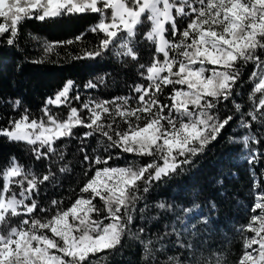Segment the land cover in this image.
I'll return each instance as SVG.
<instances>
[{"label": "snow or ice", "instance_id": "snow-or-ice-1", "mask_svg": "<svg viewBox=\"0 0 264 264\" xmlns=\"http://www.w3.org/2000/svg\"><path fill=\"white\" fill-rule=\"evenodd\" d=\"M85 13L99 14L98 23L87 31L103 35L97 45L76 59H96L114 52L118 57L138 60L133 44L140 41L134 38L147 21L150 29L144 40L155 45V53H162L163 60L153 55L149 65L139 64L138 74L147 84L129 85L134 97L84 102L82 108L89 113L86 117L71 107L68 119L59 121L48 107L80 100L79 91L75 97L70 96L76 86L69 80L46 101V121L33 118L25 107L19 118H11L7 127H0V136L12 143L24 142L35 161L47 162V171L42 175L26 168L15 156L0 168V264H103L110 252L123 247L125 237L142 246L147 264H157L158 254L166 253L169 244L180 251L167 255L163 264H194L193 244L181 237L189 230L197 235L196 225L177 217L180 227L174 224L168 231L165 226L163 234L153 239L145 225L136 223L137 219H148V204L141 203L155 185L185 171L184 166L194 163L234 122L246 134L242 138L229 137V143L242 139L254 178V203L247 225V231L254 235L244 237L238 264H264V187L256 174V166L264 160L260 148L264 143V0H0V18L10 21L0 23V38L9 34L5 43L13 46L20 26L28 19L46 22ZM184 18L187 26L181 30L179 21ZM168 33L172 40L166 38ZM52 50V45L45 49ZM249 64L252 71L248 82L253 88L248 95L251 106L245 111L235 97L242 94V70ZM100 86L107 87L105 78L98 83L90 80L84 88ZM167 86H172V94L167 97L169 103H162L160 96ZM229 101L234 111L221 116L219 106ZM12 106L19 110L21 101L15 100ZM103 114H108L111 122H102ZM78 127L88 131L77 136L74 129ZM97 134L106 138L98 141L106 155L93 149V158L86 142ZM62 138L80 141L81 164L87 166L83 174L87 177L94 170V175L80 189L81 193H89V198L79 196L67 210L60 209L61 201L53 199L51 205L57 211L48 216L49 208H42L37 199L41 186H59L61 176L71 171L62 163L66 153L56 145ZM116 149L120 151L114 154ZM124 153L152 159L143 165H109L110 160L120 159ZM157 158L163 161L162 166ZM54 165H58L60 176L53 170ZM260 175L264 176V171ZM95 197L103 201V209L93 205ZM156 208L161 213L173 211L163 201ZM182 212L188 216L193 209L185 207ZM13 220L18 221L14 226ZM200 222L207 225L209 220L202 217ZM253 245L258 248L253 249ZM195 264H220V259L213 261L209 253L195 259Z\"/></svg>", "mask_w": 264, "mask_h": 264}, {"label": "trees", "instance_id": "trees-1", "mask_svg": "<svg viewBox=\"0 0 264 264\" xmlns=\"http://www.w3.org/2000/svg\"><path fill=\"white\" fill-rule=\"evenodd\" d=\"M99 19V14L93 13L64 16L46 22L28 19L20 26L15 45L8 46L5 43L9 34L0 38V127H7V122L11 118H19V114L25 107L33 118L46 121L47 117L43 112L46 101L61 90L69 80H72L76 86L71 90L70 96L75 97L79 91L80 100L72 99L70 103L59 106L49 105L52 114L59 121L68 119L71 107H76L78 114L86 117L89 113L82 108L84 102L112 101L118 96L134 97L128 86L134 83L147 84V81L141 79L138 74L139 64L149 65L153 55L163 60L162 53H155V45L144 40L145 32L150 29V22L146 21L141 32L134 38L140 41L138 44H133L138 53L136 61L130 57H118L114 52L96 59L75 58L77 55H82L84 50L98 44L99 37L103 34L97 35L87 30L98 23ZM179 22L181 30L187 26V18ZM0 23L10 24V21L6 22L4 18H0ZM166 28L170 29V25H166ZM82 34H85L82 39L76 40V37ZM166 38L173 39L170 33L166 34ZM70 40L73 43L67 44L66 42ZM48 45L53 47L51 52L45 51ZM261 55L264 57V53ZM242 71L243 83L239 87L242 94L235 99L243 104L244 110L247 111L251 106L248 95L253 88V85L248 82L252 65L249 64ZM100 78L106 79L107 87L84 88L90 80L98 83ZM171 88L172 86L164 88L160 96L162 103H169L167 97L172 94ZM176 88L181 86L177 85ZM184 88L186 90V86ZM17 99L21 101V106L19 110H14L12 103ZM133 106H135V99H133ZM231 111H234L231 101L219 106L221 116ZM116 120L121 123L122 129L126 127L119 116H116ZM102 122H111L108 114H103ZM256 128L257 126L254 125L253 130L255 131ZM85 131L88 129L82 127L74 129L77 136ZM244 134L246 130L237 129L234 122L223 131L217 142L212 143L204 153L195 158L194 163L185 165V171L172 175L155 185L147 194L146 201L141 203V206L144 203L148 204V210L145 213L148 219L147 221L137 219L136 223L145 225L149 236L155 239L156 236L163 234L165 226L168 231H171L174 224L180 227L181 225L177 224V217H183L186 222L196 225L197 235H193L189 230L181 237L186 243L193 244L195 259L211 253L212 260L214 261L216 259L214 255H217L220 264H238L244 251V237L251 234L247 231V225L252 216L251 207L254 203V178L250 174L245 158L246 150L243 148L242 139L239 143H229L228 138H242ZM260 134L262 133H258ZM102 139L106 138H100L97 134L86 142L88 152L93 158L96 155L93 149L102 156L106 155L98 142ZM56 145L66 153L62 163L67 164L71 171L61 176L59 186L54 187L51 184L41 186L37 199L42 208H49L48 216L57 211L51 205L53 199L61 201L60 209L67 210L79 196L89 198L90 194L81 193L80 189L87 179L94 175V170L89 172L87 177L83 174L87 166L82 167L78 139L62 138L56 142ZM28 148L29 146L24 142L12 143L0 136V168L7 165L10 157L15 156L22 165L32 168L37 175L45 173L47 162L35 161ZM260 148L264 152V143L260 145ZM119 151V149L114 150V154ZM151 159V157H138L135 154L124 153L122 158L110 160L109 165L113 167L143 165ZM156 162L163 165V161L159 158ZM53 170L58 176L61 175L58 165H54ZM261 171H264V160L256 166L257 177L260 178L261 185L264 187V176L260 175ZM161 201L171 205L173 211L161 213L156 208ZM92 203L97 208H104V203L99 197H95ZM213 204H215L214 208ZM185 207L195 208L197 211L192 217L187 218L182 212V208ZM39 215L46 214L39 213ZM91 215L95 217L96 213L93 212ZM153 217H159V219H153ZM202 217L208 218L207 225L200 222ZM16 222L18 221L13 220V226ZM48 235L51 236V233L48 232ZM170 239L174 241L175 236ZM179 251L174 250L169 244L166 253L158 254L157 264H163L167 255H175ZM103 264H147V262L143 259L142 246L137 241L125 237L123 247L114 253L110 252Z\"/></svg>", "mask_w": 264, "mask_h": 264}, {"label": "rangeland", "instance_id": "rangeland-1", "mask_svg": "<svg viewBox=\"0 0 264 264\" xmlns=\"http://www.w3.org/2000/svg\"><path fill=\"white\" fill-rule=\"evenodd\" d=\"M55 95H56V94H55ZM55 95H54V96H55ZM54 96H53V97H54ZM53 97H52V98H53ZM243 157H244V156H243ZM71 206H72V205H71ZM71 206H70V207H71ZM70 207H69V208H70ZM69 208H68V209H69ZM192 209H193V213H191V214H189L188 216H186L187 218L192 217V216L195 214V212L197 211L195 208H192ZM107 222H108V221H105V223H107ZM255 226H256V227H259V224L257 223ZM252 235H254V233H251L249 236H252ZM256 248H258V245H253V249H256ZM249 251H251V249H249ZM253 254H254V255H258V252H254ZM214 257L218 258L217 255H216V256L214 255ZM214 261H215V259H214Z\"/></svg>", "mask_w": 264, "mask_h": 264}]
</instances>
